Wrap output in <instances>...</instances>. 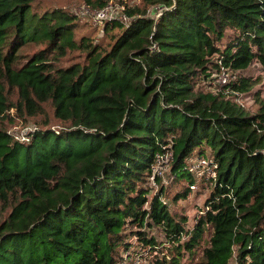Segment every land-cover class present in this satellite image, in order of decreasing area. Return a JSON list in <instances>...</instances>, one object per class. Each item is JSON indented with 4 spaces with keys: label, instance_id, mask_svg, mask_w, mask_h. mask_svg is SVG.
Returning <instances> with one entry per match:
<instances>
[{
    "label": "trees",
    "instance_id": "trees-1",
    "mask_svg": "<svg viewBox=\"0 0 264 264\" xmlns=\"http://www.w3.org/2000/svg\"><path fill=\"white\" fill-rule=\"evenodd\" d=\"M108 1L82 0L96 10ZM33 3L0 0V264H183L198 250L199 264H264V99L253 115L233 102L257 83L241 76L228 96L196 87L221 69L264 68V0L126 3L130 21L103 24L116 29L105 46H77L74 15H38ZM150 7L163 9L158 18ZM40 42L52 59L41 50L15 68L20 48ZM77 47L80 61L57 64ZM45 104L61 128L35 123L27 144L14 141L7 124ZM166 152L173 181L187 184L175 200L209 183L189 227L170 214L162 187L149 196L150 182L161 184L155 156ZM195 152L208 159V182L188 170Z\"/></svg>",
    "mask_w": 264,
    "mask_h": 264
},
{
    "label": "rangeland",
    "instance_id": "rangeland-1",
    "mask_svg": "<svg viewBox=\"0 0 264 264\" xmlns=\"http://www.w3.org/2000/svg\"><path fill=\"white\" fill-rule=\"evenodd\" d=\"M128 4L129 6L132 5H140L143 7V0H109L107 4H112L114 7L118 5H125ZM106 4V5H107ZM33 7L38 15L42 14L46 10L51 9H60L64 12H67L71 15H74L76 28L74 29L73 33V41L78 46V43L82 38L90 39L92 44H101L107 45L110 42V36L112 33L116 31H109L107 33L102 32V26H96L92 19V12L96 9L94 7L86 6L82 2V0H34ZM151 8V7H150ZM154 8V7H153ZM116 33V32H115ZM50 46L47 42H40V43H28L25 46L21 47L20 50L17 52V61L15 64V68H21L36 52L41 50L49 49ZM54 50L49 49L47 51V57L52 59L54 55ZM85 56V53L81 51L78 47L75 49L67 48L66 54L63 58L57 61V64L60 66H65L74 61H80ZM229 77L239 78L246 77L250 78L252 81H256L257 83L253 86V88L246 94H233L232 101L236 104L243 107V110L249 114H255L260 105L259 100L264 99V68H262L258 64L251 65L245 71L240 73H229ZM218 74L211 75L208 79H200L197 81V89L202 91H208L213 93H223L228 96V92L225 91V87H219L216 84V79ZM8 98L11 103H15L17 100L16 93L14 91L8 92ZM259 94V99H258ZM43 112L34 117L30 118L27 116L20 119L13 116V110H10L8 114L14 117V121L7 124V131H9L13 126H17L18 130H13L12 132L17 135L19 139L24 137V130L26 128H34L38 126L37 124L48 123L50 127L53 129H60L61 124L54 118L53 110L51 109L49 104L43 105ZM37 123V124H35ZM5 127V126H4ZM206 153H209V150L206 149ZM198 153L195 152L192 156L187 160V165L193 163L196 158H198ZM206 158V157H205ZM159 178L161 179V184L158 185L157 183L150 182V187L152 188L151 193L149 196L153 195V193L157 192L159 188H163L165 191V197L163 201L168 204L170 214L176 219L179 220L180 218H184L186 220V226H191L194 220L201 214L204 208V201L208 196L209 193V183H203L196 186L194 190H190V193L187 198L175 200L174 197L177 193L184 190L187 186L186 182L179 180L178 182H174L171 174L169 172V165L162 164L159 168ZM212 177L210 172L206 171V178L204 181L208 182L209 178ZM8 208L6 204L0 203V223L3 219L7 216ZM158 241H162L161 234L155 230L152 232ZM130 241L133 243V249H140L136 246V241L134 238H130ZM208 236L204 238V241L201 244V248L207 247ZM139 263L141 264L140 260ZM201 262V252L195 251L194 255H186L185 259L183 260V264H199ZM229 264H235L233 260L230 261Z\"/></svg>",
    "mask_w": 264,
    "mask_h": 264
},
{
    "label": "built area",
    "instance_id": "built-area-1",
    "mask_svg": "<svg viewBox=\"0 0 264 264\" xmlns=\"http://www.w3.org/2000/svg\"><path fill=\"white\" fill-rule=\"evenodd\" d=\"M162 8L160 7H152L149 8L147 11L148 17L152 18H158L162 12ZM125 6L118 5V6H113L112 4H107L101 9L95 10L92 12V19L93 22L96 26H102L106 22H111V21H118L123 23L124 25L128 24L130 21V18H128L125 13ZM218 80L216 79V84L219 87H228L230 83H235L237 82V78L235 77H229V74L226 70L221 69V71L217 75ZM13 130H18L17 126H13L9 131L8 134L12 137V139L16 142L22 143V144H27L30 140V135L33 134L37 128H26L24 130V137L19 139L17 135H15ZM171 160V153L166 152L165 154H156L155 156V164L152 167V174L154 176L160 175L159 173V168L162 164L169 165V162ZM188 170L190 173L194 175V177L197 179V181H201L202 177L206 178V171L210 172L212 177H214V173H212V169L208 168V159L202 156H199L196 158V160L193 163H190L188 166ZM154 183V181L152 180ZM195 187H190V189H195ZM125 257V256H124ZM126 257L124 258L123 262L120 264H136L139 263L137 259L133 258H128L127 261L125 260Z\"/></svg>",
    "mask_w": 264,
    "mask_h": 264
}]
</instances>
